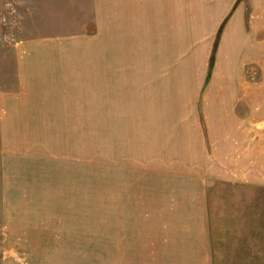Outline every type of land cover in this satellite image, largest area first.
<instances>
[{
    "label": "rangeland",
    "instance_id": "obj_1",
    "mask_svg": "<svg viewBox=\"0 0 264 264\" xmlns=\"http://www.w3.org/2000/svg\"><path fill=\"white\" fill-rule=\"evenodd\" d=\"M55 1L59 8L46 7V0H0V264H171L174 258L186 264H264V120L225 129L238 132L231 138L230 156L221 147L223 135L212 118L211 103L214 96L229 92L246 97L237 104L240 113L255 111L257 100L263 101L259 105L264 110V62L245 70L244 83L237 88L213 81L211 86L213 76L224 77L221 66L213 71L209 63L194 76L209 81L194 86L196 94L189 99L195 102L187 105L204 134V158L214 152L234 170L239 158L248 165L261 155V170L253 174V166L241 165L240 176L222 168L209 175L205 161L199 163L202 179L209 177L208 185L203 181L207 188L200 183L191 191L190 180L187 190L207 195L209 221L199 225L189 216L181 218L185 210L166 212L167 198L159 207L157 196L164 190L151 173L156 168L145 171L157 159L154 136H135V129L120 132V121L134 120L116 119L119 111L142 110L145 95H164L158 70L146 72L145 80L134 71L127 77L131 83L117 88L107 82L108 70L106 81L94 87L92 64L79 71L50 70V62L43 60L32 65L37 69L19 71V60L29 58L30 43L54 47L68 33L82 31L83 24L61 22L62 3H72ZM73 78L80 85H70ZM73 91L85 100L82 118L67 117V111H25L13 101L34 95L48 102L67 101ZM177 120L147 123L159 132Z\"/></svg>",
    "mask_w": 264,
    "mask_h": 264
},
{
    "label": "crops",
    "instance_id": "obj_2",
    "mask_svg": "<svg viewBox=\"0 0 264 264\" xmlns=\"http://www.w3.org/2000/svg\"><path fill=\"white\" fill-rule=\"evenodd\" d=\"M68 1L72 4L62 3L61 5L62 9L59 12L62 16L61 22L83 24L82 31L68 33L66 40L54 47L43 44L46 42L30 43L29 58L19 60V71L37 69L38 67L34 68L32 65L43 60L50 62L48 63L51 65L50 70L79 71L83 65L86 68L92 64L94 87L101 85L108 70L109 81L107 82L117 88L121 84L129 85L132 78L129 80L127 77L131 74L133 77L134 71L141 72L145 80L146 72L158 70L157 77L161 78L159 87L164 95L153 97L145 95L141 98L143 106L140 111H119L121 116L116 119L134 120L130 123L120 121L119 129L120 132L122 129H135L131 134L145 135L144 139H148L146 136L149 139L154 136V145L158 146L157 159H154L150 166L148 164V170L145 171L149 172L152 167L156 168H152L151 173L157 177L155 182L159 183V189L164 190L157 196L159 207L167 198L164 205L166 212L170 209L169 211L172 210L174 214L179 208L186 211L185 216L181 218L185 219L189 216L197 220L199 225L207 224L209 221L207 195L206 197L205 194L199 195L198 191L192 195L190 191H187L191 184L190 180L193 181L191 191H194V186L199 187L200 183L203 185L209 183V177L202 179L200 176L197 170L199 163L205 161V166L211 170L206 172L209 175L213 168H222L224 172L228 170L230 175L236 171L240 176L243 172V166L239 169L241 165L253 166V169L247 168L253 174L260 171L261 155H254L257 162L253 161L248 165L240 158L236 162L233 161L236 163L234 170L227 166V159L219 162L214 152L208 154L209 156L205 155L204 158V151L201 150L204 134L193 122L197 118L195 113L187 112L189 108L187 105L195 102L194 98L189 99L192 93L196 94L195 88L204 86L209 81L206 78L194 76L205 72L212 58L211 70L213 68L214 71L221 66L225 75L219 79L213 76L214 79L211 78L210 83L220 82L217 83L219 86H226L229 89L237 88L244 83L241 76H244L245 70L253 69L255 65H262L264 62V0ZM55 2V0H46V7L59 8ZM54 12L57 11L54 10ZM151 55L153 57L150 61ZM31 58L35 62H28ZM72 80L73 83L70 85H80L79 82H75L78 79ZM213 83L211 86L214 85ZM73 93L75 91L69 95L67 101L48 102L36 99V95L31 98L23 96L13 101L20 103L22 106L19 108L25 111L27 109H32L35 113L67 111L70 113L67 117L82 118L84 114L80 113H84L85 100L80 98L79 94L73 95ZM242 99L246 102L245 96L228 92L226 96L219 94L214 96L211 101L214 105L212 118L218 120L217 125L221 127L219 134L223 135L221 147L230 156L232 155L231 138L238 132L235 133V129L228 131L225 129L232 125L235 127L236 123L242 126L250 119L258 122L264 120L263 106L259 105L263 102L262 100H257L259 106L253 105L255 111L242 114L236 110L237 104L242 103ZM254 101L256 100H253V103ZM144 102L150 105L145 106ZM155 103L163 105L157 107ZM209 109L210 106H207L208 112ZM7 110L10 108L7 107L5 111ZM46 116L39 114L38 117ZM175 118L178 120L164 126L159 132L151 130L150 123H147V119ZM209 121L207 120V134L213 139L214 133L211 132ZM253 147L256 148V145ZM190 168L192 172H189ZM193 174L195 176L191 178ZM204 186L202 187L206 190V184ZM188 256L190 255H187L186 260L189 259ZM170 263L186 264V261L174 258Z\"/></svg>",
    "mask_w": 264,
    "mask_h": 264
},
{
    "label": "trees",
    "instance_id": "obj_3",
    "mask_svg": "<svg viewBox=\"0 0 264 264\" xmlns=\"http://www.w3.org/2000/svg\"><path fill=\"white\" fill-rule=\"evenodd\" d=\"M212 61H213V60H212V58H211L210 67L212 66V63H213Z\"/></svg>",
    "mask_w": 264,
    "mask_h": 264
}]
</instances>
